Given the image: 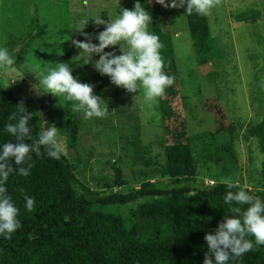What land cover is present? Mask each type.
Listing matches in <instances>:
<instances>
[{
  "label": "trees",
  "instance_id": "trees-1",
  "mask_svg": "<svg viewBox=\"0 0 264 264\" xmlns=\"http://www.w3.org/2000/svg\"><path fill=\"white\" fill-rule=\"evenodd\" d=\"M140 2L152 16L149 30L162 44L160 54L164 71L174 77V84L154 104V119L163 129L157 139L162 147L163 161L157 156L146 157L152 145L141 144L139 132L134 128L137 133L130 142L134 159L143 163L145 170L137 187L122 192L114 188L125 183L119 167H114L112 183H106L105 188H95L77 176L66 154L54 160L47 157L42 148L40 156L32 155L27 177L14 171L8 178V194L19 208L21 227L10 239L0 237V264H203L207 251L205 233L213 232L224 216L230 214L223 203L228 189L222 178L238 180L241 185H248L252 194L264 198V168L257 171L256 177L251 169L245 168L244 180L235 149V143L241 139L251 152V139L255 138L257 148L264 153V116L229 121L223 109L216 107L213 110L217 112L214 130L190 133L181 107L176 106L180 80L170 30L175 19L169 15L168 7L156 0ZM184 7L196 63H211L218 47L211 36L208 16L188 14L186 5ZM258 17L256 10L252 14L242 11L235 16L236 20L245 22H256ZM39 26L37 35L44 32L46 22ZM30 34L31 31L26 36ZM9 36L4 47L12 59L20 61L29 39L16 53L17 37ZM112 47L118 54V45L110 46L108 51ZM63 62L70 64L73 76L81 82L84 77V82L89 83L86 78L90 76V84L96 83L93 94L101 96L107 109L112 106L113 94L117 91L112 90L107 75H101L94 67L88 72L79 68L71 51L65 52ZM20 103L33 113L29 124L33 137L37 136L40 112L0 85V143L10 139L16 142L3 131V126ZM120 116L123 124L138 122L127 106L122 108ZM47 120L72 147L80 145V131L84 122L92 118L86 119L73 111L71 102L64 100L63 107L48 106ZM252 159L250 155L249 161ZM210 165L216 168L211 184L199 178V169ZM25 193L35 197L36 204L31 212L24 208ZM240 207L243 209L246 205ZM235 264H264V246L254 247Z\"/></svg>",
  "mask_w": 264,
  "mask_h": 264
},
{
  "label": "rangeland",
  "instance_id": "rangeland-1",
  "mask_svg": "<svg viewBox=\"0 0 264 264\" xmlns=\"http://www.w3.org/2000/svg\"><path fill=\"white\" fill-rule=\"evenodd\" d=\"M134 3L135 0H0V46L4 47L9 35H14L18 43L15 52L19 53L21 45L29 39L20 61L13 59V65L7 70L0 67V85L33 105L40 112L41 120L46 122L45 127L52 125L47 120L48 106L63 107L64 100L39 89L36 71H44L51 64L63 62L65 52L71 51L73 61L88 72L93 65L85 64V61L77 57L80 49L73 45L72 40H84L82 33H88L92 42L98 43L95 35L105 25L96 24L95 18L101 16L102 19L109 20V15L118 14L122 8L131 9ZM166 3H170V0H166ZM253 10L259 13L256 22L236 20L235 16L239 12L252 14ZM168 11L175 19L170 30L180 80L176 106L181 107L189 132L214 130V116L217 112L213 110L216 107L223 109L229 121H248L264 116V0H213L207 16L211 36L218 49L213 61L204 65L196 63L186 28L185 7H168ZM87 18L85 26L75 30ZM44 22V32L37 35L39 25ZM29 31L32 35L26 36ZM59 40L65 41L59 44ZM98 58V54L93 57ZM14 79L16 80L13 81ZM86 79L90 84V76ZM95 84L91 82L93 92ZM109 84L113 91H117L113 94L114 103L112 102L104 116L92 117V120L84 122L80 131V145L71 147L66 137L59 134L66 143V156L75 166L77 176L84 178L92 187L105 188L106 183H112L114 167H119L125 183L114 188L126 192L139 185L145 170L143 163L134 159L130 143L137 133L134 128L139 132L141 144L152 145L146 157L157 156L161 162L162 147L157 144V139L162 135L163 129L154 119L156 100L146 102L143 91L139 89L128 92L111 81ZM102 87L106 88V85L102 83ZM99 97L101 98L100 95ZM125 106L136 115L138 122L131 125L119 121ZM107 120L110 122L102 123ZM251 140V152L241 139L235 143L244 180L245 168L253 171V177L264 168V153L257 148V140ZM250 155L253 157L251 162ZM215 172L213 165L201 167L199 178L211 184L215 179Z\"/></svg>",
  "mask_w": 264,
  "mask_h": 264
},
{
  "label": "clouds",
  "instance_id": "clouds-1",
  "mask_svg": "<svg viewBox=\"0 0 264 264\" xmlns=\"http://www.w3.org/2000/svg\"><path fill=\"white\" fill-rule=\"evenodd\" d=\"M151 3V0H145ZM165 7H182L186 5V13L207 15L213 6V0H156ZM109 20L95 18L96 24L105 27L95 35L98 43H93L90 34L82 33L84 40L73 39L72 43L80 49L77 57L92 63L101 75H107L110 81L122 86L128 92L143 91L146 102H154L165 94V90L174 84V77L164 71V61L160 54L162 44L159 37L149 30L152 22L151 13L135 0L131 9L122 8ZM88 18L77 26L82 29ZM65 40H59L61 44ZM119 46V53L110 46ZM52 51V50H50ZM62 54L61 51H57ZM98 59H93L95 55ZM14 61L6 47L0 46V67L10 69ZM39 77V89L53 96L71 102L73 111L84 118L100 117L107 113L102 99L93 94V86L84 83L72 74L67 62H56L44 71H36ZM18 79V78H17ZM14 79L13 81H15ZM33 113L26 110L23 103L17 104L15 111L8 115V122L3 131L13 139L0 143V237L10 239L11 235L21 227L19 208L8 194L7 181L14 171L27 177L31 171L32 155H41V149L47 157L60 160L66 154V143L53 124L45 127L41 120L36 137L32 135ZM27 141H31L30 143ZM15 164V167L13 166ZM228 191L223 196V203L228 212L213 232H206L204 240L207 251L203 264H235L245 253L254 247L264 246V198L252 194L248 185H241L238 180L224 178L222 181ZM23 192V189H21ZM24 208L33 211L35 197L23 195ZM246 205L245 208L240 206ZM251 237V239L249 238Z\"/></svg>",
  "mask_w": 264,
  "mask_h": 264
}]
</instances>
